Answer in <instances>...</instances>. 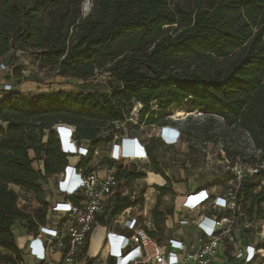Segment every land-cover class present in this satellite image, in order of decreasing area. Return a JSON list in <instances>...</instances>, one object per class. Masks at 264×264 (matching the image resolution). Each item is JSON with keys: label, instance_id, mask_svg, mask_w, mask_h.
I'll list each match as a JSON object with an SVG mask.
<instances>
[{"label": "trees", "instance_id": "1", "mask_svg": "<svg viewBox=\"0 0 264 264\" xmlns=\"http://www.w3.org/2000/svg\"><path fill=\"white\" fill-rule=\"evenodd\" d=\"M91 4L85 13L79 0H0V60L17 51L31 52L38 68L83 79L108 65L120 84L111 93L55 91L28 96L13 90L0 98V248L11 252L0 254V264L23 261L13 233L17 224L25 233H35L45 223L42 184L68 163L54 130L58 124L59 133L74 126L75 140L88 141V150L77 163L88 167L104 139L102 132L125 119L132 100L143 104L138 120L148 125L161 123L158 116L189 101L190 110L199 108L206 116L221 118L225 127L245 132L259 152L246 156L234 149L220 159L237 155L258 163L264 158V0H91ZM12 70L14 77L21 76L20 69ZM152 102L157 107L152 108ZM201 131L204 137L182 128V134L194 141L217 140V135ZM146 146L145 166L161 176L150 172V183L162 178L164 183L154 184L158 196L172 193L170 179L154 155L156 139ZM34 160L42 162L43 174L33 167ZM116 174L126 183L145 176L134 165L130 170L121 164ZM258 177L244 184V197L247 213L264 218V185L254 192ZM11 186L41 205L31 212L19 207L20 195ZM140 193L136 200L116 195L110 215L142 204ZM159 208L155 203L150 210L155 229L145 227L151 236L163 229L165 212ZM99 242L98 237L90 246L92 255L101 252Z\"/></svg>", "mask_w": 264, "mask_h": 264}, {"label": "built area", "instance_id": "2", "mask_svg": "<svg viewBox=\"0 0 264 264\" xmlns=\"http://www.w3.org/2000/svg\"><path fill=\"white\" fill-rule=\"evenodd\" d=\"M22 74L23 70L21 76ZM0 75L14 76L8 58L0 60ZM1 85L0 98L5 92L14 90V83L11 81H4ZM128 120L133 121L126 116L123 121L113 122L109 130L111 145L109 158L115 163L119 162L123 168L132 170L134 165L137 170L144 169L149 161L147 142L138 139L137 136L123 135L121 130ZM133 122L138 126L145 124L139 122L137 116ZM166 124L158 125L155 129L159 149L161 146L176 145L182 136L180 128L172 125L170 138L163 141L159 136V129ZM58 125L54 130L58 134L61 151L67 155L68 163L60 173L52 175L42 184L47 202L45 223L39 225L35 233L24 235L18 234V229L13 228L18 249L24 252L20 264H53L50 257L55 253L59 255L55 264H85L88 259H92L85 249L87 240L94 227L107 223V219L109 221L107 228L111 225H120L130 232L124 234L107 230L104 245L108 246V249L104 255L99 253L93 259L104 260L113 257L116 264L119 258L123 259L122 264H187L188 262L214 264L220 257L221 251H228V256L239 264H264V218L255 214L250 216L247 213L249 203L245 201L243 190L244 184L255 176H259V184L254 192L264 185V158L258 163L238 157L220 160L226 165V171L218 181H204L202 186H197L181 195L173 193L163 195L164 200H171L173 197L170 212L165 213L164 222L168 217L176 216L181 226L193 225L199 233L192 239L190 245L172 237L164 238L159 242L147 231L155 227L150 222L147 223L145 218L140 219L146 214L149 188L142 193L144 196L142 204L128 207L121 213L111 216L110 208L116 195L128 196L131 200L140 197L142 190L137 191L138 179L131 181L132 187L127 188L128 183L117 176L115 166L106 165L103 169H98L96 168L98 162L96 167L78 166V158L86 154L89 143L88 141L78 143L74 138L75 128L70 125L72 130L69 138L75 144V148L73 150L66 148L57 129ZM115 148H121L119 155L114 154ZM31 154L33 153H30L31 158H34ZM70 157H77V160L71 163ZM121 161L124 163H120ZM34 162L38 161L34 160ZM38 164L39 168L33 167L41 170L43 174L42 162L39 161ZM55 176L58 179L54 182V186L60 197L57 200L50 199L53 192L51 193L50 188L46 187ZM157 193L159 194L158 191ZM27 197L30 199L32 196L27 193ZM24 202L20 195L18 206L22 207ZM35 202L38 208L41 203L37 200ZM261 205L264 206V202ZM140 206L141 210L138 208ZM246 232L251 234L253 243L247 244L241 240L239 233ZM21 236L25 237L22 246L19 245ZM172 250L175 253H171ZM170 257L174 259L171 260Z\"/></svg>", "mask_w": 264, "mask_h": 264}, {"label": "rangeland", "instance_id": "3", "mask_svg": "<svg viewBox=\"0 0 264 264\" xmlns=\"http://www.w3.org/2000/svg\"><path fill=\"white\" fill-rule=\"evenodd\" d=\"M79 1L81 6L85 5L84 0ZM87 12L88 11H86L85 13ZM5 58H8V61H10V67L12 69L18 68L20 70H23V74L20 78L0 75V79L7 80L8 78H10L11 83H14V88L15 86L23 85L19 87V89H21V92H23L24 95L28 94V96L55 91H97L111 93L113 87L120 85L117 79L109 71L108 65L103 68L95 69L91 77L83 79L72 76L59 75L55 71L47 68H38L35 54L31 52L24 53L17 51L15 53H11V56H6ZM219 66L221 68H224V61H221L219 63ZM16 89L18 90V88ZM150 105L152 108L157 107L154 102L150 103ZM142 107V103L136 100H132L126 105V116L132 118L134 121V119H136V116L138 117V113L142 109ZM167 113L168 114L166 116H158V119H160L161 123H155L152 125L139 123L142 125L138 126L134 124L132 120H128L124 123L121 131L123 135L125 134L128 136H137L138 139L149 142L151 139L157 138L155 137V129L159 124L173 123L180 128L181 132L182 128H188L192 131H196L199 137L205 136L204 134H202V129L206 130L207 133H213L217 135V140L214 142H200L189 139L187 136L181 133V139L176 145L161 146L160 149H156L154 155L157 157L156 159L162 163L164 172L170 179V189L173 194L175 193L172 189V182H183L186 186L188 183H190L191 185H197L203 181H218L226 171V165L222 164L221 161H223V159H220V157L221 155H224L231 150H240L246 156H257L259 154L258 150L254 148V145L245 132L241 130L234 131L230 128L225 127L221 118L216 116H206L205 113L199 108L190 110L189 101H184L179 106L171 108V111ZM70 133V130L65 129L61 130L60 135L65 147L73 150L75 148V144L69 138ZM109 134V130H104L102 132L104 139L98 146V148L94 150L95 154L93 159H91L90 161L89 167H96L95 165L97 162L98 164L96 168L98 169H103L104 166L111 165V160L109 158V148L111 145L110 143H108ZM114 154H120L119 148H115ZM230 156L237 158V155ZM75 161H71V163H74ZM120 163L124 162L121 161ZM118 165L119 162H117L115 165L116 170ZM139 171L143 172L145 176L144 178H140L137 180V191L139 192L142 190L144 192L149 188V192H151L153 197H156V203L159 204V207L163 209H169L173 197H171V200H164L162 197L158 196L159 194L157 193V189L154 187L155 183L160 184L164 183L165 181L161 178L160 182L150 183V180L153 176V174L150 172L153 171H150L148 166H145L144 169H140ZM153 173L159 176L157 173ZM57 179V176L51 179L53 185ZM11 187L15 191H17L19 195H21V199L25 201L24 203H22V207L26 209V211L31 212L36 208L37 205L33 197L28 199L26 192H22L18 187ZM131 187L132 183H128L127 188ZM152 188L154 190H151ZM175 188L177 189V186H175ZM50 190L52 193V188H50L49 191ZM52 197L53 195H50V199ZM142 217L146 218L147 216L143 214ZM20 224H17L15 228L18 229V234L24 235L25 232L21 229ZM92 236L93 234H90L85 248L86 252L89 253L91 258L97 256L100 253L98 252L96 253V255L91 254L90 246L93 245V241L95 239H98V237L90 238ZM155 236L159 242H162L165 238L161 232H157ZM22 237L23 236L19 238L20 242L22 240ZM99 240L100 242L98 243L97 249H99L103 245V241L100 237ZM1 253H7L9 255L11 254V252L3 248H0V254ZM22 253L24 252L22 251Z\"/></svg>", "mask_w": 264, "mask_h": 264}, {"label": "crops", "instance_id": "4", "mask_svg": "<svg viewBox=\"0 0 264 264\" xmlns=\"http://www.w3.org/2000/svg\"><path fill=\"white\" fill-rule=\"evenodd\" d=\"M8 81H11L10 78L7 79ZM5 79H0V88H1V83L4 82V81H7ZM23 85H19V86H15L14 90L16 91H21V89H19V87H21ZM18 88V90L16 89ZM23 93V92H22ZM25 95H28V94H25ZM119 153H121V148H119ZM33 155V154H31ZM70 160L71 161H75L77 160V157H70ZM35 164V165H34ZM33 166L35 168H39V164L38 162H34ZM204 182V181H203ZM202 182L200 184H197V185H191L190 183H188L186 186L184 185L183 182H177V183H174L172 182V189L174 190V193L175 195H181L183 193H186L188 191H191L193 190L194 188H196L197 186H202ZM175 186H177V189L175 188ZM47 188H52V192H53V197L52 199L54 200H57L59 199V195L57 194L56 190H55V186L52 184V182H49L47 185H46ZM153 190V188L151 189ZM149 192V190H148ZM48 193V192H46ZM156 202V197H153V195L151 194V192H149V201L147 202L146 204V207L145 209L147 208V210L145 211V215L147 216L145 218V221L148 223L150 222V224L153 225L152 223V220H151V213H150V210L151 208L154 206ZM141 210L142 207L140 206L139 207ZM160 210L164 211L165 213L166 212H170V208L169 209H163V208H159ZM107 218V216L105 217ZM108 219H107V223H101L100 225L98 226H95L94 227V230L92 232L93 236L90 237V238H94V237H100L102 239V243L104 245V242H105V236H106V233H107V230H111L112 232L114 233H124V234H129V230L125 229V228H122L120 225H111L110 228H107V224H108ZM154 226V225H153ZM161 233L164 235L165 238H175L177 240H181L182 242L186 243L187 245H190L192 239L198 235L199 231L196 227H194L193 225H186V226H181L178 222V218L176 216L174 217H168L166 219V221L164 222V225H163V229L161 231ZM239 235L241 236V240L244 242V243H253V238L251 236V234L249 233H239ZM24 238L25 237H22V240L21 242L19 241V245L22 246V243L24 241ZM106 253V251L103 249L100 254L104 255ZM171 253H175L174 250L171 251ZM225 253V254H224ZM228 251L227 252H223L221 251V255L220 257H218L214 264H239L238 261H236L235 259H233L232 257L228 256ZM59 258V255L58 254H52L50 259L53 260V264L56 263V261L58 260ZM171 260H173L174 258L170 257ZM85 264H116V261L113 257H108L106 259H88L86 261ZM187 264H191V263H187Z\"/></svg>", "mask_w": 264, "mask_h": 264}, {"label": "clouds", "instance_id": "5", "mask_svg": "<svg viewBox=\"0 0 264 264\" xmlns=\"http://www.w3.org/2000/svg\"><path fill=\"white\" fill-rule=\"evenodd\" d=\"M172 125H175V124L169 123L159 129V136L163 141L170 138V134L172 132V127H171ZM175 126L178 127L177 125ZM122 262H123V259L119 258L117 264H122Z\"/></svg>", "mask_w": 264, "mask_h": 264}, {"label": "water", "instance_id": "6", "mask_svg": "<svg viewBox=\"0 0 264 264\" xmlns=\"http://www.w3.org/2000/svg\"><path fill=\"white\" fill-rule=\"evenodd\" d=\"M86 2H87L88 6L87 7L84 6V5L82 6V9H83L84 12L89 11L91 9V5H92L91 4V0H86ZM54 129H56V128H54Z\"/></svg>", "mask_w": 264, "mask_h": 264}, {"label": "bare ground", "instance_id": "7", "mask_svg": "<svg viewBox=\"0 0 264 264\" xmlns=\"http://www.w3.org/2000/svg\"><path fill=\"white\" fill-rule=\"evenodd\" d=\"M84 1H85V5H84V6L87 7V6H88V5H87V2H86V0H84ZM99 249H100V251H102L103 249H104L105 251H107L108 246L102 245Z\"/></svg>", "mask_w": 264, "mask_h": 264}]
</instances>
